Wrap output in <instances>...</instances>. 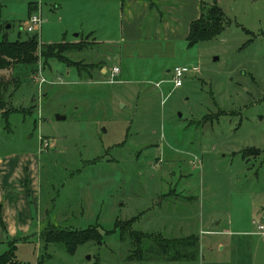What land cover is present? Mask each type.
<instances>
[{
    "label": "rangeland",
    "instance_id": "1",
    "mask_svg": "<svg viewBox=\"0 0 264 264\" xmlns=\"http://www.w3.org/2000/svg\"><path fill=\"white\" fill-rule=\"evenodd\" d=\"M200 1L205 12L222 11L218 37L193 47L177 41L152 61L135 51L122 62L118 80L126 83L110 85L100 70L119 62L122 43L107 41L123 38L121 0H0L9 41L32 36L24 31L30 14L42 19L39 61L13 76L0 71L18 81L0 93L13 110L6 119L0 111V157L38 154L43 222L35 231L95 228L103 239L69 252L38 237L17 246L19 262L235 264L237 240L246 237L243 253L264 264L256 233L264 217V0ZM53 43L68 45L45 63L41 44ZM175 65L189 69L178 88L164 71ZM126 221L151 239L197 237L198 259L127 261L130 244L116 226ZM7 248L0 244V253Z\"/></svg>",
    "mask_w": 264,
    "mask_h": 264
},
{
    "label": "crops",
    "instance_id": "2",
    "mask_svg": "<svg viewBox=\"0 0 264 264\" xmlns=\"http://www.w3.org/2000/svg\"><path fill=\"white\" fill-rule=\"evenodd\" d=\"M121 1V18L125 22L121 28L123 38L107 41L111 45L122 43L119 62L117 61L118 63L116 62L110 69L100 70L107 78L113 67L119 68V74L116 76L117 82L113 84L126 83V80H118L125 74L122 62L125 63L135 58V54H133L135 51L139 53L138 60L152 61L156 57L154 54L156 51H160L161 54L166 51L171 52L177 41L186 42L190 24L197 20L204 11V4L200 0ZM123 9L125 12L122 15ZM176 66L178 65L164 67L166 75L171 76V71ZM126 74L128 75V73ZM11 75L13 76L12 73ZM164 81L156 82L154 87L161 90V83ZM143 99H147V97H143ZM38 172V154L9 152L0 157V204L2 206L1 217L5 227L2 233L0 231L1 244L7 243L8 245L10 241L17 240L18 246L31 243L32 239L39 237L40 232L34 230L38 227L41 228L43 222L41 206H39L36 196ZM44 213L46 220L47 213ZM256 213L257 216L260 215L258 212ZM254 216L255 214L253 218ZM260 222H264V217ZM34 231L35 233H33ZM213 234L218 235L219 233L212 232ZM221 234H225V232ZM233 237L227 238L226 242H233ZM262 240L264 241V239ZM246 245V237L237 240L234 251L235 264H253V257L243 253ZM219 248L225 249L222 245Z\"/></svg>",
    "mask_w": 264,
    "mask_h": 264
},
{
    "label": "trees",
    "instance_id": "3",
    "mask_svg": "<svg viewBox=\"0 0 264 264\" xmlns=\"http://www.w3.org/2000/svg\"><path fill=\"white\" fill-rule=\"evenodd\" d=\"M2 15V5L0 4V19ZM206 22V24H205ZM224 15L216 6L212 5L203 11L200 17L193 21L189 27V33L186 38L187 47L213 40L223 32ZM1 29V28H0ZM38 35H32L26 40L9 41L7 34L0 31V71L11 70V73L19 66H31L39 61L38 55ZM68 44L53 43L41 44L40 57L46 63L48 59L56 58L66 50ZM73 48V46H71ZM76 48V47H75ZM77 48H80L77 46ZM11 80V81H10ZM18 81L14 78H0V93L5 92L9 86L17 85ZM12 87V86H11ZM0 111L4 119L13 110L5 109V103L0 97ZM2 206L0 204V229L5 230L2 217ZM120 241L128 240L130 244L127 261H146L151 259L166 260L168 262H194L198 259L199 240L197 237H186L182 239L167 240L158 236L151 239L150 235L136 232L131 229V221L123 222L118 225ZM151 237V236H150ZM43 244L58 243L63 245L67 251L73 252L77 246L86 242L102 243L103 239L95 228L85 230H56L48 226L39 234ZM142 240H150L149 247H143ZM17 240L8 243L5 252L0 253V264H24L16 259ZM136 248L132 252V245ZM1 244V243H0ZM143 247V248H142Z\"/></svg>",
    "mask_w": 264,
    "mask_h": 264
},
{
    "label": "built area",
    "instance_id": "4",
    "mask_svg": "<svg viewBox=\"0 0 264 264\" xmlns=\"http://www.w3.org/2000/svg\"><path fill=\"white\" fill-rule=\"evenodd\" d=\"M42 24V19L40 18V15L38 14H30L27 18V22L24 26L25 33L32 34V35H38L40 32V27ZM189 69L183 66H176L171 71V81L174 85V88H178L182 85V78L186 73H188ZM119 74V68L113 67L109 73V77L107 79V83L113 84L116 83V76ZM34 81H37L34 80ZM39 84L45 83L46 81L41 77L38 81ZM47 145V143H44V147ZM256 233L260 235L262 239H264V223L258 222L256 224Z\"/></svg>",
    "mask_w": 264,
    "mask_h": 264
},
{
    "label": "water",
    "instance_id": "5",
    "mask_svg": "<svg viewBox=\"0 0 264 264\" xmlns=\"http://www.w3.org/2000/svg\"><path fill=\"white\" fill-rule=\"evenodd\" d=\"M10 26L8 25L7 27H6V29H8ZM56 119L58 120V121H61V120H64L65 119V117H63V116H56Z\"/></svg>",
    "mask_w": 264,
    "mask_h": 264
}]
</instances>
